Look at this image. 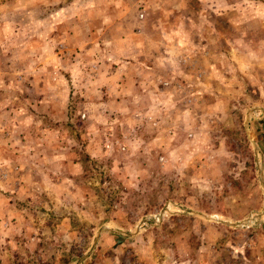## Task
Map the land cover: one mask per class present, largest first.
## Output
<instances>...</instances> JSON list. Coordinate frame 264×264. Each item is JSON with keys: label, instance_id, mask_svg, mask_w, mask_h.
I'll return each instance as SVG.
<instances>
[{"label": "rangeland", "instance_id": "1", "mask_svg": "<svg viewBox=\"0 0 264 264\" xmlns=\"http://www.w3.org/2000/svg\"><path fill=\"white\" fill-rule=\"evenodd\" d=\"M225 1L127 76L130 0H0V264H264V0Z\"/></svg>", "mask_w": 264, "mask_h": 264}, {"label": "crops", "instance_id": "2", "mask_svg": "<svg viewBox=\"0 0 264 264\" xmlns=\"http://www.w3.org/2000/svg\"><path fill=\"white\" fill-rule=\"evenodd\" d=\"M215 1L217 0H130L127 4L129 8H125L127 10L124 13L126 16L127 12L129 13L132 10V16L130 18L129 15L125 25L126 31L118 34L116 37L108 36V38H105L100 36V40L104 39V43L110 45L112 58L109 56V59H112L115 64L119 63L115 68L117 70L116 73H124L127 76H131L134 73L143 74L148 70L150 73L154 72V70L158 69H154L152 64L149 66V62L155 58L158 59L159 55L157 51H166L174 43L178 44L180 48H183L186 44H194L196 35H198L197 29L205 28L204 31L207 34V26L209 27L212 24L210 18L205 17L204 20L202 19V15L205 12L212 16L214 13L225 18L228 16V2L219 0V3L216 5L214 4ZM113 3H115L114 8L107 7L105 9L104 12L107 11V17L105 15L101 16V20L99 21L101 24L97 25L96 22L92 21L95 27L100 26L102 28L103 34L117 21L114 19L120 21L123 15L119 9H116V5L117 8L119 6L117 0H114ZM194 4H198V9L194 10L192 7ZM116 16L118 17L116 18ZM219 20L222 21V19ZM98 40V38L96 39V35H94L92 43L94 44ZM259 40L260 42L258 43L262 44L257 51H259L258 54L260 56H263L259 65L263 66L264 54L261 55V53L262 51L264 52V36ZM119 43L122 46L124 44L127 45V54L123 61L116 54ZM120 62H124V64L120 65ZM259 77V83L262 82L263 87L264 72ZM262 87L260 86V89L263 91Z\"/></svg>", "mask_w": 264, "mask_h": 264}]
</instances>
